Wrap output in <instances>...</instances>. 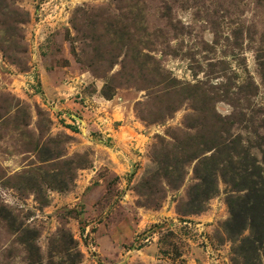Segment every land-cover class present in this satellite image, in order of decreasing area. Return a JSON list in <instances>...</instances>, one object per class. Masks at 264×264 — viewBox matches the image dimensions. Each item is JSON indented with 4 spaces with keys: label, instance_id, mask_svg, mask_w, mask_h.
Segmentation results:
<instances>
[{
    "label": "rangeland",
    "instance_id": "374dc122",
    "mask_svg": "<svg viewBox=\"0 0 264 264\" xmlns=\"http://www.w3.org/2000/svg\"><path fill=\"white\" fill-rule=\"evenodd\" d=\"M35 1L0 0V264H104L102 224L140 211L162 213L125 249L159 231L170 258L264 264V0H53L35 65L87 74L84 92L125 102L145 133L111 171L83 124L18 93Z\"/></svg>",
    "mask_w": 264,
    "mask_h": 264
},
{
    "label": "crops",
    "instance_id": "0c3cea01",
    "mask_svg": "<svg viewBox=\"0 0 264 264\" xmlns=\"http://www.w3.org/2000/svg\"><path fill=\"white\" fill-rule=\"evenodd\" d=\"M35 57L36 55L32 56L34 64L35 60H38ZM35 66L37 67L35 70L30 68L24 73L14 75L21 80L18 84V93L39 101L50 110L59 125L62 127L64 125L63 128L67 131L76 132V126L82 123L85 127L84 136L95 152L93 157L95 168L100 169L103 166L104 169L109 171H111V168L114 170L118 168L130 169V166L139 158L140 149L135 146L138 143V135H144L145 133L135 126V121L131 120L130 114L132 112L127 109L125 102L118 101L116 98L107 100L98 97L96 93L89 94L84 92V85L90 82V77L85 73L71 69L65 70L63 67H56L46 72L39 63ZM19 79L15 78L18 81ZM12 81L14 80H11L10 84ZM15 86L13 85L12 88ZM115 112L123 113L124 118L128 117V125L133 128L136 134V137L130 142H125L126 144L120 138V134H116L121 129H119V126L115 127L116 123L114 125L115 118L113 114ZM146 129L148 128H145L144 131ZM80 132L82 133V131ZM95 173L93 174L95 179H103V176L98 177ZM88 175L90 173L86 177ZM161 213L140 211V213L136 214V218H132L133 223L131 225H128L125 218L115 224L113 223V225L102 224V232L96 235V248L99 252L101 250L100 254L106 260L104 264H112V262L116 264H133L134 262L139 264H151L154 262L165 264H178L179 262L182 264H210L209 260H203V258L195 262L194 256H198V253L201 252L199 248L190 247L188 251L182 249L180 256L183 257L182 261L179 258H170V251L162 253L160 249H167L169 244L160 241L159 231L150 237L147 236V243L142 244L139 248H134L133 246L131 249L124 248L123 243L125 241L129 238L133 240V236L137 233H144L142 231L146 223L154 221ZM191 251L194 252V256ZM206 253L208 254V249Z\"/></svg>",
    "mask_w": 264,
    "mask_h": 264
},
{
    "label": "built area",
    "instance_id": "2783aa9c",
    "mask_svg": "<svg viewBox=\"0 0 264 264\" xmlns=\"http://www.w3.org/2000/svg\"><path fill=\"white\" fill-rule=\"evenodd\" d=\"M35 3H36V7L34 8V11H33L35 19L33 20L32 29H31L33 30V32H31L29 35L30 36V48L32 49L30 52L32 56L36 55L35 50L37 46L41 43L40 39L43 38L42 36L43 32H41V30H44L45 28V24H46L45 21L48 19V17L51 14H56L58 15V17L60 16L59 14L56 13V9H55V7H57L59 4L58 2L53 1V0H36ZM58 17L56 16L55 23H58L59 21L63 20V16L60 18ZM39 31L40 33H38ZM35 68H37L35 64L31 66L32 70H35ZM77 123L79 124L78 121ZM88 244H91V242H89Z\"/></svg>",
    "mask_w": 264,
    "mask_h": 264
}]
</instances>
